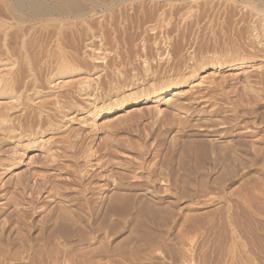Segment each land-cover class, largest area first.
Masks as SVG:
<instances>
[{
	"label": "rangeland",
	"instance_id": "374dc122",
	"mask_svg": "<svg viewBox=\"0 0 264 264\" xmlns=\"http://www.w3.org/2000/svg\"><path fill=\"white\" fill-rule=\"evenodd\" d=\"M234 15L236 31L217 35L223 47L210 39L212 51L194 56L222 66L190 78L188 60L167 71L154 59L145 75L132 59L125 93L153 100L116 108L107 91L94 105L93 94L62 100L70 122L53 154L0 147V264H264V15L261 24ZM180 21L184 54L199 30ZM96 40L80 48L93 65Z\"/></svg>",
	"mask_w": 264,
	"mask_h": 264
},
{
	"label": "bare ground",
	"instance_id": "6f19581e",
	"mask_svg": "<svg viewBox=\"0 0 264 264\" xmlns=\"http://www.w3.org/2000/svg\"><path fill=\"white\" fill-rule=\"evenodd\" d=\"M250 1L2 0L0 4L4 14L2 13L3 16L0 18V147L12 145L22 150L23 153L19 154L21 156L17 155L19 158L34 147H40L45 153L53 154L50 152L51 147L55 145L51 144L55 140L53 136L70 122V119L66 120L68 115L60 106L62 100L75 104L74 98L88 99L93 94L94 105L95 91L99 97L101 93L104 95L103 92L107 91L105 94L107 98L117 99L116 108L153 100L148 98V95L135 96L133 92L125 93L133 89L132 83L128 81V75L134 74L135 67L130 65L131 71L129 70L128 73L127 70L128 64L133 62L132 59L139 60L140 63L135 64H140L139 67L145 75L152 69L150 63L154 59L157 68L167 71L180 69L183 60H188L183 67L185 66L184 71L186 70L185 73L190 78L196 77L197 70L204 72L208 67L213 70L214 67L222 66L223 64L218 63V60H215L217 58L213 56L214 61H211V58L210 61H200L196 57L201 58L202 54L212 51L210 50L213 48L212 45L207 44V42L211 44L210 39L215 43L216 50L223 47L218 44L219 42L217 43L220 39L218 36L224 38L225 32L237 29L235 20L231 18L233 14L239 15L240 12L241 16L252 19L253 24L262 23L264 0ZM210 13L213 14L212 18ZM208 14L210 19L204 20L206 24L199 28L202 19L209 18L206 17L209 16ZM175 19L181 20L180 23L176 22L179 25L191 26L193 31V27H196L199 30L198 35L204 32L207 37L206 43L195 45L199 37L195 33L192 44L186 45L185 53L182 54L183 48L180 44L184 45L185 40L180 43L179 39L184 38L183 33L186 32L187 35V31L177 29L172 23ZM39 27L44 28L43 31ZM131 29L135 32L137 29L139 33L128 34ZM38 30L47 35V39L44 37L45 41L40 40L36 35ZM147 31L150 35L146 34ZM95 39L98 40L101 48H98L99 55L91 59L101 60L99 65L86 63L84 57L80 55V48L90 47ZM226 44L222 43L224 46H229L227 42ZM194 45L197 46L196 49L193 48ZM188 49H192V52L188 53ZM106 52H109L108 55ZM206 55L208 54L204 56ZM115 58L119 60L115 61ZM189 60L194 64L189 63ZM197 62L199 64L196 65ZM51 68H57L58 73L55 76H52ZM66 78L68 81H65ZM201 78L203 81L206 80V76ZM191 84L192 80H190ZM154 94L156 96L154 98H160L164 94L170 95V92L166 89L155 90ZM175 95L174 93L169 100L175 99ZM170 103L165 102V105L171 106L173 102ZM112 109L108 106L99 114L110 113ZM92 115L94 117L95 114ZM48 135L50 137L45 138Z\"/></svg>",
	"mask_w": 264,
	"mask_h": 264
}]
</instances>
